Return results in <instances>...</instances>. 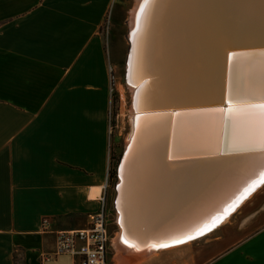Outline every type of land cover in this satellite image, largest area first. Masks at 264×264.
<instances>
[{
    "label": "crops",
    "instance_id": "1",
    "mask_svg": "<svg viewBox=\"0 0 264 264\" xmlns=\"http://www.w3.org/2000/svg\"><path fill=\"white\" fill-rule=\"evenodd\" d=\"M125 5L0 0V264H80L54 256L56 238L87 228L104 205L111 68L121 61ZM108 15L113 35L104 38ZM246 214L200 237L192 258L184 243L151 256L122 250L125 261L264 264V189ZM107 264H115L108 252Z\"/></svg>",
    "mask_w": 264,
    "mask_h": 264
},
{
    "label": "bare ground",
    "instance_id": "2",
    "mask_svg": "<svg viewBox=\"0 0 264 264\" xmlns=\"http://www.w3.org/2000/svg\"><path fill=\"white\" fill-rule=\"evenodd\" d=\"M130 30L136 113L120 178L121 229L114 242L120 250L151 255L212 232L264 184V144L246 110L264 97V51L237 50L229 58L224 106L233 111L223 106L175 116L142 112L150 104L167 112L213 103L222 86L225 45L264 38V0H137ZM146 69L159 82V98L150 96L152 84L143 81ZM226 154L244 155L192 160Z\"/></svg>",
    "mask_w": 264,
    "mask_h": 264
},
{
    "label": "rangeland",
    "instance_id": "3",
    "mask_svg": "<svg viewBox=\"0 0 264 264\" xmlns=\"http://www.w3.org/2000/svg\"><path fill=\"white\" fill-rule=\"evenodd\" d=\"M137 0H126L125 10L122 15L121 25L118 27L117 34L120 37V41L123 42V50L121 52V61L118 65H112L111 68V106L108 115V131L111 130V134L108 133V149L110 152V166L108 172V181L105 185L104 193V212L106 216V224L111 238V247L108 250V259L110 260L113 256L115 264H127L125 253L122 250L116 248L115 238L119 233L118 224V212L116 209V204H118L119 199V184L122 174V167L127 150L126 146L131 135V123L134 114L136 113L135 104L133 103V90L131 89L132 81L129 75V62L132 52V42H131V11L135 8ZM106 25H102L101 34L104 38H108L112 33V19L110 18L109 28L106 32L104 29ZM116 34V33H115ZM144 81V80H143ZM144 82H142L143 84ZM140 86V85H139ZM139 86L137 88H139ZM141 107H137L140 110ZM143 109V107H142ZM114 173V174H113ZM109 175H112L113 178ZM264 186V185H263ZM261 186L255 190L251 196L245 200V202L237 207V209L227 217L225 223L224 220L214 227V230L224 225H228L230 222L234 221L236 216H247V205L249 202L260 195L264 187ZM117 197V199H116ZM117 202V203H116ZM118 206V205H117ZM99 211V210H98ZM223 224V225H222ZM242 232H246L247 225L242 224L238 226ZM214 233L218 231H213ZM212 235V234H211ZM208 235V236H211ZM204 236V235H202ZM200 242L199 238L192 239L185 246L190 250V256L193 257L194 253L197 251L198 244ZM167 252V251H165ZM151 256V255H150ZM128 258V257H127ZM125 262V263H124ZM130 264H133L132 262Z\"/></svg>",
    "mask_w": 264,
    "mask_h": 264
},
{
    "label": "built area",
    "instance_id": "4",
    "mask_svg": "<svg viewBox=\"0 0 264 264\" xmlns=\"http://www.w3.org/2000/svg\"><path fill=\"white\" fill-rule=\"evenodd\" d=\"M110 16L104 21L106 32L109 28ZM111 134V130H109ZM48 224L44 220L43 226ZM111 247V238L106 224V216L102 207L89 216L88 227L81 230L63 231L57 233L56 251L54 256L67 255L79 257L80 264H107V252ZM51 256L44 257L49 261Z\"/></svg>",
    "mask_w": 264,
    "mask_h": 264
},
{
    "label": "water",
    "instance_id": "5",
    "mask_svg": "<svg viewBox=\"0 0 264 264\" xmlns=\"http://www.w3.org/2000/svg\"><path fill=\"white\" fill-rule=\"evenodd\" d=\"M159 20V18H158ZM256 48H263V49H256ZM248 49H254L256 51H264V38H259V37H255V36H251L248 37L246 39H242L240 41H236L233 43H227L225 45L224 51L222 52V54H220V56L222 57V63L221 66H219L220 71H221V82H222V86L219 89V94H217L216 99L213 101V103L211 102H206V103H199V104H195L196 105H202V108H198V107H186V106H174L171 107L169 110H167V112H163V111H159L158 109H153V104L150 105H146L143 108L142 112H145L144 115H157V114H162V113H174L173 116H175L178 113L184 112V113H188L192 111H212V110H220L222 109V107L224 106V102H225V98L227 99L229 96V87H226L224 80L225 77L223 78V76H225L226 72H227V66H228V61L229 58H231L234 54L239 53L237 50H248ZM144 82H148L152 84L151 87V91H150V96H152V94H155L156 97H160L161 95V90L159 88V82L156 80L155 78V74H153V72H148L147 69L144 73ZM224 83V84H223ZM228 100V99H227ZM187 103V102H185ZM188 103H193V102H188ZM184 104V103H181ZM226 104H228V102H226ZM152 105V106H151ZM155 105V104H154ZM229 107L231 106H224L225 110H227ZM196 108H198L196 110ZM152 110L150 112V110ZM225 132V123H224V127H223V133ZM126 153V152H125ZM244 154H248V153H244ZM244 154H226V155H217L214 157H207V158H193L192 160H205V159H211V158H218V159H222L224 157H230V156H236V155H244ZM215 185H218L215 184ZM117 199V197H116ZM117 209V208H116ZM118 212V211H117ZM211 214V215H210ZM212 213H209L208 215H206L205 219L209 220V216H212ZM214 229V228H213ZM211 231H213L211 229ZM162 232V230H160V233ZM123 237L126 238L128 241H132L137 245V241L133 238H127L126 234H123ZM196 239V238H195ZM129 244V243H128Z\"/></svg>",
    "mask_w": 264,
    "mask_h": 264
},
{
    "label": "snow or ice",
    "instance_id": "6",
    "mask_svg": "<svg viewBox=\"0 0 264 264\" xmlns=\"http://www.w3.org/2000/svg\"><path fill=\"white\" fill-rule=\"evenodd\" d=\"M229 110L233 111L231 107ZM246 110L252 117L253 122L258 126L260 142L261 144H264V97H261V102L259 104H248ZM261 176L264 177V172L261 173ZM188 238L193 239L195 237L190 236ZM180 242L183 241H177V243Z\"/></svg>",
    "mask_w": 264,
    "mask_h": 264
},
{
    "label": "trees",
    "instance_id": "7",
    "mask_svg": "<svg viewBox=\"0 0 264 264\" xmlns=\"http://www.w3.org/2000/svg\"><path fill=\"white\" fill-rule=\"evenodd\" d=\"M114 174V173H113ZM110 177H111V179L113 178V176L112 175H109Z\"/></svg>",
    "mask_w": 264,
    "mask_h": 264
}]
</instances>
